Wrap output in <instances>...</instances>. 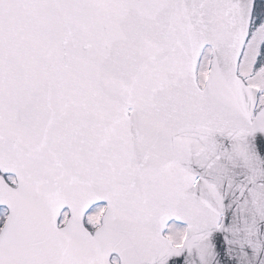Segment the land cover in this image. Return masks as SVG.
I'll use <instances>...</instances> for the list:
<instances>
[{
  "label": "snow or ice",
  "instance_id": "6c2138e0",
  "mask_svg": "<svg viewBox=\"0 0 264 264\" xmlns=\"http://www.w3.org/2000/svg\"><path fill=\"white\" fill-rule=\"evenodd\" d=\"M0 264H264V0H0Z\"/></svg>",
  "mask_w": 264,
  "mask_h": 264
}]
</instances>
